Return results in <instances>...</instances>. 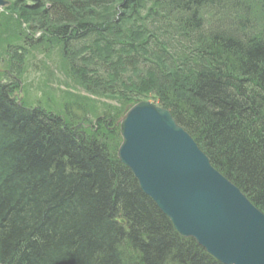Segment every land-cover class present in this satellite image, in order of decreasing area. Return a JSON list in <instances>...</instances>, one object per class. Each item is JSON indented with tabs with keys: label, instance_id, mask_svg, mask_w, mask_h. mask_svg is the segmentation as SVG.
I'll list each match as a JSON object with an SVG mask.
<instances>
[{
	"label": "trees",
	"instance_id": "1",
	"mask_svg": "<svg viewBox=\"0 0 264 264\" xmlns=\"http://www.w3.org/2000/svg\"><path fill=\"white\" fill-rule=\"evenodd\" d=\"M29 1L0 12V34L57 46L89 92L168 109L264 213V1ZM14 85L0 78V264H223L140 190L117 141L16 104Z\"/></svg>",
	"mask_w": 264,
	"mask_h": 264
},
{
	"label": "water",
	"instance_id": "2",
	"mask_svg": "<svg viewBox=\"0 0 264 264\" xmlns=\"http://www.w3.org/2000/svg\"><path fill=\"white\" fill-rule=\"evenodd\" d=\"M8 3L0 0V8ZM118 123L119 160L177 232L223 264H264V214L211 166L167 109L140 101Z\"/></svg>",
	"mask_w": 264,
	"mask_h": 264
},
{
	"label": "rangeland",
	"instance_id": "3",
	"mask_svg": "<svg viewBox=\"0 0 264 264\" xmlns=\"http://www.w3.org/2000/svg\"><path fill=\"white\" fill-rule=\"evenodd\" d=\"M261 1L264 0H258L255 6ZM257 10H259L258 6ZM262 19L256 18L255 33L264 28ZM0 35V68L12 71L10 74L14 77L19 76L23 82L19 89L17 86L12 87L10 94L14 100L19 99L24 107L37 106L45 111L64 116L66 122L72 126L78 122L90 124L96 116L101 114L112 120L121 114L123 109L120 108V100L115 95L88 92L71 74L66 75L65 68L62 70L58 67V64L62 66L63 61H60L62 58L57 46L50 42L35 44L21 35L9 39L7 31ZM7 43L10 45V51L13 47L19 49L22 55L20 63L13 61L10 55L5 54ZM10 61L13 63L12 68H10ZM5 76V73H0V78L3 80ZM153 102L156 104V101ZM82 130L85 134L98 132L108 144L114 142V138L103 124L99 125L97 131L93 130L92 126Z\"/></svg>",
	"mask_w": 264,
	"mask_h": 264
},
{
	"label": "bare ground",
	"instance_id": "4",
	"mask_svg": "<svg viewBox=\"0 0 264 264\" xmlns=\"http://www.w3.org/2000/svg\"><path fill=\"white\" fill-rule=\"evenodd\" d=\"M123 1V0H122ZM127 2H130L129 0H126ZM132 4H133V7L135 6V2L133 3L132 2ZM142 59H149L150 61H148V59H147V61L148 62H151L152 61V56L151 55H148L145 51H142V50H139L138 51V53H137ZM60 61H62V60H60ZM153 64H155V62L153 63ZM58 67L60 68V69H62V70H64V68H65V73H66V75H70L71 74V76L78 82V79H77V77L70 71V69H69V67H68V65L63 61V63H62V66L61 65H59L58 64ZM18 74V73H17ZM23 82H21V79L19 78V76L18 77H15V85L14 86H17V89H19L20 88V86H22L21 84H22ZM79 83V82H78ZM87 91V90H86ZM89 92V91H88ZM91 93H93V92H91ZM15 95V94H14ZM113 95H115L119 100H120V97H118L116 94H113ZM140 101H148V102H152L153 100H151V99H140V100H137L136 102H134V103H131V104H127V105H122V104H120V108L121 109H123L122 110V112H121V114L116 118V119H114V120H112V119H110V118H106L104 115H98V116H96L94 119H93V121H92V123H90V124H86L85 122H78L75 126H72L71 124H68L67 122H66V120H65V117L64 116H61V115H58V114H56V113H51V114H53V115H55V117L56 118H59V120H60V122L63 124V125H65V127L67 128V129H69L70 131H72L74 134H79L80 136H86V137H89V136H93V135H95L94 133H92V134H85V133H82L83 132V130H82V128H86L87 126H92V128H93V130H95V131H97L98 129H99V125H101V124H103V127H105L106 128V130H107V132L108 133H110V135L114 138V140L115 141H117V144L118 143H121V135H120V132H119V123H118V120L134 105V104H136L137 102H140ZM173 117V116H172ZM116 133H117V135H118V137H117V135H116ZM96 135H98L99 136V133L97 132L96 133ZM115 135H116V139H115ZM99 138L101 139V140H103V141H105L103 138H101V136H99ZM128 169H129V171L132 173V176H133V178L136 180V182H137V184H138V181H137V179L135 178V176H134V174H133V172L130 170V168L128 167V166H126ZM138 186H139V184H138ZM139 188H140V186H139ZM140 190L141 191H143L141 188H140ZM152 200V199H151ZM153 201V200H152ZM154 202V201H153ZM114 220L115 221H117L118 223H120V224H123V223H121L119 220H123L124 221V223H125V220L123 219V218H120V217H118V218H116V217H114ZM123 245H126L127 244V239H123ZM199 245V244H198ZM200 246V245H199ZM200 247H202V246H200ZM203 248V247H202ZM204 249V248H203ZM205 250V249H204ZM205 252H207L206 250H205ZM208 253V252H207ZM209 254V253H208ZM211 255V254H210ZM212 256V255H211Z\"/></svg>",
	"mask_w": 264,
	"mask_h": 264
}]
</instances>
